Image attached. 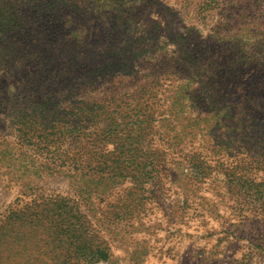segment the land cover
Listing matches in <instances>:
<instances>
[{
  "label": "rangeland",
  "instance_id": "374dc122",
  "mask_svg": "<svg viewBox=\"0 0 264 264\" xmlns=\"http://www.w3.org/2000/svg\"><path fill=\"white\" fill-rule=\"evenodd\" d=\"M76 2L0 6V264H264V0Z\"/></svg>",
  "mask_w": 264,
  "mask_h": 264
},
{
  "label": "trees",
  "instance_id": "16d2710c",
  "mask_svg": "<svg viewBox=\"0 0 264 264\" xmlns=\"http://www.w3.org/2000/svg\"><path fill=\"white\" fill-rule=\"evenodd\" d=\"M76 1L77 0H0V6L19 12H22V9L28 8L32 11L37 10L36 12L38 15L57 18L59 13L66 8L77 9L78 6ZM1 10L2 8L0 7V11ZM15 15L13 14V17L19 20L17 26L22 25L23 20L21 21V18Z\"/></svg>",
  "mask_w": 264,
  "mask_h": 264
}]
</instances>
